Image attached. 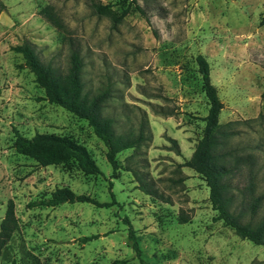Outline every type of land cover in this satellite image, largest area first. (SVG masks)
I'll return each instance as SVG.
<instances>
[{
	"label": "rangeland",
	"instance_id": "rangeland-1",
	"mask_svg": "<svg viewBox=\"0 0 264 264\" xmlns=\"http://www.w3.org/2000/svg\"><path fill=\"white\" fill-rule=\"evenodd\" d=\"M0 13V223L8 200L17 227L0 252V264H264V247L241 239L218 220L206 182L181 166L203 134L208 101L195 57L203 54L223 102L221 152L229 210L242 222L264 218V0H2ZM93 2L111 4L124 20L98 14ZM51 6L62 27L40 14ZM138 5L142 11L135 8ZM28 42L40 62L67 72L80 52L83 90L110 88L102 112L117 133L135 136L138 148L117 155L122 169L112 177L107 147L85 119L49 103L34 74L11 47ZM13 128L67 135L83 144L100 175L84 174L73 163L38 166L17 153ZM175 140V142L172 141ZM141 179L170 203L139 189ZM113 182L111 190L110 182ZM57 187L100 202L28 207ZM258 197L256 214L250 204ZM181 215L188 217L181 222ZM128 217L141 245L128 240ZM84 237H90L84 241Z\"/></svg>",
	"mask_w": 264,
	"mask_h": 264
},
{
	"label": "trees",
	"instance_id": "trees-1",
	"mask_svg": "<svg viewBox=\"0 0 264 264\" xmlns=\"http://www.w3.org/2000/svg\"><path fill=\"white\" fill-rule=\"evenodd\" d=\"M134 3L136 0H132ZM93 7L98 14L112 17L114 23H120L129 13V6L123 11L114 10L111 4H102L93 2ZM135 8L142 11L138 5ZM5 10V4L0 0V13ZM40 14L46 16L51 24L57 28H61L62 19L57 15L51 6L45 5L40 10ZM264 24V17L262 20ZM15 52L23 58L24 65L34 74V80L39 87L44 90V98L49 102L61 106L70 113L78 115L79 118L85 119L92 128L94 134L106 145V160L111 164L113 173L112 177L118 176L119 169H122L121 163L117 159V155L124 150L138 148L144 138L141 130L135 136H126L117 133L114 127V118L105 115L102 110L104 104L111 95L110 88L99 90L94 95H89L83 90L85 82L82 80V59L80 52L74 51L70 55L69 66L67 72L63 75L57 74L53 69L40 62L35 54L33 47L28 42L11 46ZM198 72L203 79V92L208 101L207 115L203 118L204 128L201 138L196 143V148L190 158L185 160L181 166H185L194 170L207 184L209 188V200L212 208L219 212L217 219L232 228L237 236L246 239L264 247V218L256 225L251 222H242L240 217L229 210L230 198L226 195L227 184L224 176L229 172L224 161L228 155L227 152H221L223 138L230 136L232 133L220 131V112L224 105L218 95V88L210 78V65L203 54L195 57ZM260 98L264 101V90L260 94ZM13 142L17 153L25 155L36 162L38 166L64 165L73 162L79 170L87 175H100L101 171L90 155V151L86 146L74 140L67 135L55 133H36L32 137H26L13 128ZM175 142L174 139H172ZM113 182H110L109 189ZM147 195L160 199L165 203H170V197L164 196L149 183L141 179L139 186ZM109 202H100L90 195L75 193L68 187L55 188L49 197L35 201H30L28 207L48 206L55 207L63 203L88 202L98 207H109V205L117 204L113 193ZM259 198H254L250 204V211L254 214L257 212ZM6 214L0 223V252L7 245L13 231L17 227V215L14 202L8 200ZM181 222H187L189 219L186 215H181ZM125 224L128 226V240L132 244L135 255L141 257V245L138 241L135 229L130 223L128 217L124 218ZM90 237H84L87 241ZM109 264H126V260L115 259Z\"/></svg>",
	"mask_w": 264,
	"mask_h": 264
}]
</instances>
